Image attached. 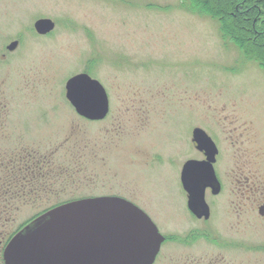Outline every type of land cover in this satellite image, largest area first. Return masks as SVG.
Masks as SVG:
<instances>
[{
	"label": "rangeland",
	"instance_id": "rangeland-1",
	"mask_svg": "<svg viewBox=\"0 0 264 264\" xmlns=\"http://www.w3.org/2000/svg\"><path fill=\"white\" fill-rule=\"evenodd\" d=\"M202 3L0 0V155L10 162L8 187L16 176L11 186L33 188L30 207L41 211L115 195L160 215L182 208L183 165L201 157L196 127L217 141L222 174L237 150L228 120L244 125L234 139L244 140L247 129L264 146L263 3L252 26ZM40 18L52 19L54 29L39 33ZM80 72L106 89L104 119L80 116L67 99L66 82ZM261 155L247 165L251 176L264 177Z\"/></svg>",
	"mask_w": 264,
	"mask_h": 264
},
{
	"label": "water",
	"instance_id": "water-1",
	"mask_svg": "<svg viewBox=\"0 0 264 264\" xmlns=\"http://www.w3.org/2000/svg\"><path fill=\"white\" fill-rule=\"evenodd\" d=\"M35 27L46 34L55 23L40 18ZM17 45L14 41L8 49ZM66 96L89 120L104 119L109 113L106 89L86 72L67 80ZM193 141L207 158L188 160L181 177L189 193L203 201L204 189L217 184L213 163L218 148L200 127L193 130ZM161 240L151 218L130 200L115 195L83 197L56 205L27 224L11 240L5 257L7 264H151Z\"/></svg>",
	"mask_w": 264,
	"mask_h": 264
},
{
	"label": "flooded vegetation",
	"instance_id": "flooded-vegetation-1",
	"mask_svg": "<svg viewBox=\"0 0 264 264\" xmlns=\"http://www.w3.org/2000/svg\"><path fill=\"white\" fill-rule=\"evenodd\" d=\"M234 122L227 121L226 134L230 146L237 147L235 160L230 158L222 174V152L216 143L218 153L213 166L217 184L204 189L203 201L189 193L182 177V208L177 212L165 210V214L158 215L130 200L147 213L162 238L151 264H264V177L255 173L251 176L247 167L261 158V150L264 155V146L252 142L249 134H244L250 132L247 129L242 132L244 140L234 139V130L244 128ZM193 143L201 157L191 159H206L205 152ZM9 163L0 155V264H7L5 254L14 236L46 211H41L39 204L35 209L30 207L33 188L28 191L11 186L18 180L16 176L8 187V174L3 170Z\"/></svg>",
	"mask_w": 264,
	"mask_h": 264
},
{
	"label": "trees",
	"instance_id": "trees-1",
	"mask_svg": "<svg viewBox=\"0 0 264 264\" xmlns=\"http://www.w3.org/2000/svg\"><path fill=\"white\" fill-rule=\"evenodd\" d=\"M193 1H196L199 6L204 4L202 2L208 1L211 4L210 8L212 7L211 9H213V12L215 13V15L220 14V15L224 16L226 14L229 22L234 18H237L238 20L243 19L245 21V23L247 21L249 26H252V22H250V20H251L253 13L255 11L261 10V6L258 3H263V7H264V0H193ZM214 3L218 6H216ZM243 5H245V6H243ZM263 10H264V8H263ZM256 19L258 20V18H256ZM254 30L256 31L258 29H256V27H255ZM257 32H258V34H264V31H261V32L257 31ZM262 37L264 38V35ZM261 40H263V39H261ZM251 47L249 45V47H245L243 49L250 50ZM63 202H61V203H63ZM61 203H59V204H61Z\"/></svg>",
	"mask_w": 264,
	"mask_h": 264
}]
</instances>
